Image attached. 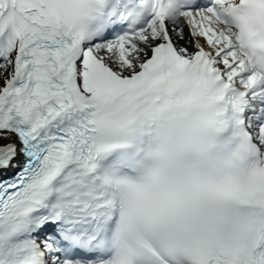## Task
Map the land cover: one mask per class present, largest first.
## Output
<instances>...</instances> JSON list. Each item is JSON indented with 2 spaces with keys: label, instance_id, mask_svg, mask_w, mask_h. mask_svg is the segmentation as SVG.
<instances>
[{
  "label": "snow or ice",
  "instance_id": "1",
  "mask_svg": "<svg viewBox=\"0 0 264 264\" xmlns=\"http://www.w3.org/2000/svg\"><path fill=\"white\" fill-rule=\"evenodd\" d=\"M0 264H264V0H0Z\"/></svg>",
  "mask_w": 264,
  "mask_h": 264
}]
</instances>
